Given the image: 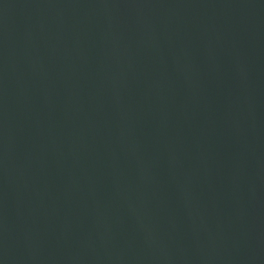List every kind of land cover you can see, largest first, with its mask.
<instances>
[{"label":"water","instance_id":"obj_1","mask_svg":"<svg viewBox=\"0 0 264 264\" xmlns=\"http://www.w3.org/2000/svg\"><path fill=\"white\" fill-rule=\"evenodd\" d=\"M0 264H264V0H0Z\"/></svg>","mask_w":264,"mask_h":264}]
</instances>
